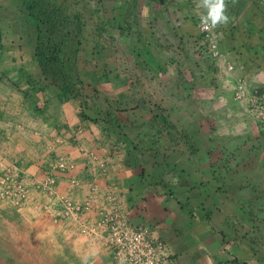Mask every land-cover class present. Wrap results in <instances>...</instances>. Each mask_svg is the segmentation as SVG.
<instances>
[{
    "label": "crops",
    "instance_id": "obj_1",
    "mask_svg": "<svg viewBox=\"0 0 264 264\" xmlns=\"http://www.w3.org/2000/svg\"><path fill=\"white\" fill-rule=\"evenodd\" d=\"M39 1L78 18L80 49L59 62L75 76L68 99L36 57ZM79 2L0 0V172L17 164L29 190L0 200V264H112L81 233L109 198L179 264H264V129L250 102L264 97V0H223L215 25L217 0ZM201 21L217 59L188 52ZM48 176L52 193L38 187ZM62 198L89 207L68 217Z\"/></svg>",
    "mask_w": 264,
    "mask_h": 264
},
{
    "label": "built area",
    "instance_id": "obj_2",
    "mask_svg": "<svg viewBox=\"0 0 264 264\" xmlns=\"http://www.w3.org/2000/svg\"><path fill=\"white\" fill-rule=\"evenodd\" d=\"M199 29L207 41L206 48L202 51L210 59H217L218 42L211 23L201 21ZM229 66V69H232ZM245 88L240 86L236 90V100L245 98ZM252 109L255 116L261 122L264 129V97L253 95ZM72 168L70 164L61 159L58 164L59 170ZM4 173V175H2ZM22 181V182H21ZM24 178L17 164L7 167L0 172V199H11L13 201L26 200L28 187L24 185ZM56 180L46 177L39 183L40 189L49 190L52 193ZM112 207L101 212V218L96 224L81 223V233L92 239H99L110 253L112 264H179L178 259L171 255L169 244L153 237L151 230L146 226L134 225L127 215L114 204V198H109ZM66 216H83L88 205H77L70 199L62 198Z\"/></svg>",
    "mask_w": 264,
    "mask_h": 264
},
{
    "label": "trees",
    "instance_id": "obj_3",
    "mask_svg": "<svg viewBox=\"0 0 264 264\" xmlns=\"http://www.w3.org/2000/svg\"><path fill=\"white\" fill-rule=\"evenodd\" d=\"M30 16L35 21L37 28V48H36V57L42 67L43 75L47 78L48 69L53 68L54 66L59 65L61 62L60 56L61 51L57 44H55V38L52 36L56 34H61L62 37L71 36L76 34V29L74 26L78 23V18L75 16V24L72 23L68 17H62L63 9L59 5L46 3L39 1V4L31 8ZM62 25L61 30H65V34L62 31H58V26ZM73 26V28L71 27ZM64 35V36H63ZM53 40V48L51 47V42ZM78 52V48L75 49V54ZM70 57V56H69ZM69 75V74H68ZM67 75V76H68ZM54 83H57L59 88L62 91V98L68 99L73 94L72 84L68 81H60L51 78Z\"/></svg>",
    "mask_w": 264,
    "mask_h": 264
},
{
    "label": "rangeland",
    "instance_id": "obj_4",
    "mask_svg": "<svg viewBox=\"0 0 264 264\" xmlns=\"http://www.w3.org/2000/svg\"><path fill=\"white\" fill-rule=\"evenodd\" d=\"M89 1V3H87V2H85V5L87 6V9L89 10V11H97V8H96V3L98 2V0H88ZM111 1H113V0H111ZM81 2H83V0H80V2H79V4L81 3ZM96 2V3H95ZM94 3V4H93ZM91 6H95V8H92ZM110 7H111V5H109ZM109 8V7H108ZM112 9H114L113 7H111ZM107 13H109L108 11H106ZM67 13H69V12H67V11H63V15H62V17H64V18H69L70 20L72 19V23L73 24H75V18H74V16L76 15L75 13H73V14H71V15H68L67 16ZM75 14V15H74ZM80 16V15H79ZM77 25V24H76ZM75 25V26H76ZM74 26V27H75ZM72 28H73V26H71ZM198 27H199V25H198ZM61 28H62V25H59L58 26V31H62V33L63 34H65V30H61ZM74 29H76V28H74ZM77 30V29H76ZM202 35V34H201ZM64 36V35H63ZM66 38H64V37H62V35L59 33V34H56L55 36L53 35L52 36V38H55V44H57L58 45V47L60 48V50H64V48L63 47H65L66 49H67V52L65 53V51H64V53H65V55H68V56H70L71 58H73L75 55V49H76V47L78 48V49H80V44H81V41L80 40H78V38H76V35L75 34H73V35H71V36H68V38H67V36H65ZM201 41H202V43H201V45L199 46V45H197L196 43L197 42H195V41H193V40H191L190 42L189 41H187V49H188V52H190L191 54H198V52L201 50V52L206 48V46H207V41H206V39H204V37H203V35H202V39H201ZM96 43H98V42H96ZM192 43V44H191ZM51 47L53 48V40H52V42H51ZM88 45H92V44H88V42H87V46ZM197 51V52H196ZM63 53V51L61 52V54ZM203 53V52H202ZM205 56H207L205 53H203ZM109 56V55H108ZM208 57V56H207ZM206 57V58H207ZM60 59H61V56H60ZM207 59H209V58H207ZM61 66L62 65H57V66H54L53 68H51V69H48V76L51 78V77H53V79H55V80H62V81H65V79L64 78H67V75L66 76H64V74H63V71H62V68H61ZM113 74V73H112ZM115 75H116V73H115ZM60 78H63V79H60ZM68 79L69 80H71V82H75V76H69L68 77ZM22 182V181H21ZM26 181H24V185L26 186V183H25ZM0 200H2V199H0ZM6 200H10V201H12L13 202V204H15V205H17V204H22L24 201H20V200H16V201H13L12 200V198L11 199H6Z\"/></svg>",
    "mask_w": 264,
    "mask_h": 264
},
{
    "label": "clouds",
    "instance_id": "obj_5",
    "mask_svg": "<svg viewBox=\"0 0 264 264\" xmlns=\"http://www.w3.org/2000/svg\"><path fill=\"white\" fill-rule=\"evenodd\" d=\"M206 7L210 9L208 18L211 19L213 25L217 22L226 23L228 21V17L224 15L225 5L223 0H217L214 4H207Z\"/></svg>",
    "mask_w": 264,
    "mask_h": 264
}]
</instances>
